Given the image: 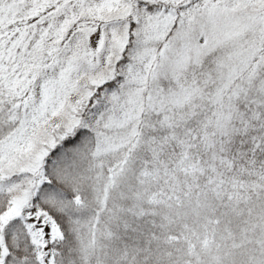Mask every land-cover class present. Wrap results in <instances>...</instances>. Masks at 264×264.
Returning <instances> with one entry per match:
<instances>
[{
	"label": "snow or ice",
	"instance_id": "6c2138e0",
	"mask_svg": "<svg viewBox=\"0 0 264 264\" xmlns=\"http://www.w3.org/2000/svg\"><path fill=\"white\" fill-rule=\"evenodd\" d=\"M0 264H264V0H0Z\"/></svg>",
	"mask_w": 264,
	"mask_h": 264
}]
</instances>
